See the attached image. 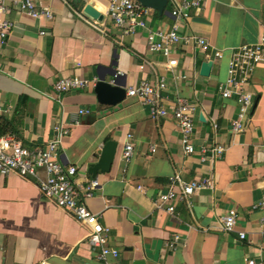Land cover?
Returning <instances> with one entry per match:
<instances>
[{"label":"crops","instance_id":"crops-1","mask_svg":"<svg viewBox=\"0 0 264 264\" xmlns=\"http://www.w3.org/2000/svg\"><path fill=\"white\" fill-rule=\"evenodd\" d=\"M34 1L50 9L53 18L33 19L8 1L12 8L6 17L13 27L0 38V118L11 123L9 134L30 149L54 140L57 125L70 127L60 162L77 168L78 188L99 179L100 187L85 202L110 228L109 245L120 253L111 263L264 264V210L254 209L264 196V64L256 67L246 86L253 107L243 133L234 134L231 126L239 113L237 97L225 99L219 92L232 51L257 43L264 34V0H209L192 10L189 20L179 22L180 31L207 40L210 48L179 44L173 50L178 66L171 69L165 57L149 51L147 30L119 43L121 29L106 15L114 0H94L105 16L99 26L83 15L90 0ZM168 4L173 8V1ZM168 4L169 14L152 10L149 29H171L175 19ZM211 50L222 51L224 58L204 77L202 64L210 61ZM113 62L126 88L145 78H164L163 105L170 112L179 99L196 105L194 154L184 152L171 116L154 120L146 106L129 96L116 106L98 102L97 72ZM145 62L151 66L141 70ZM74 76L92 83L63 94L54 90L58 80ZM84 109L90 112L79 115ZM109 141L117 143L111 170L93 177L90 167L99 162ZM128 142L135 147L130 163L123 158ZM215 144L226 147L223 158L214 164L202 162V146ZM175 174L186 181L211 177L214 189L197 192L192 206L176 202L173 214L156 209ZM231 209L237 211L238 223L235 232L226 233L220 220ZM88 233V227L42 196L36 180L0 173V264H102ZM177 235L180 245L168 247Z\"/></svg>","mask_w":264,"mask_h":264},{"label":"built area","instance_id":"built-area-1","mask_svg":"<svg viewBox=\"0 0 264 264\" xmlns=\"http://www.w3.org/2000/svg\"><path fill=\"white\" fill-rule=\"evenodd\" d=\"M8 1L10 0H0V38L2 40L13 27V23L6 17L12 6L18 7L20 11L33 19L51 20L54 16L50 9L38 7L34 0H12V6L8 4ZM171 1L174 2V6L170 13L175 22L169 31L149 29L148 18L152 9L142 6L136 0H114L110 3L106 13L107 18L121 29L120 44L126 37L140 30H147L149 51L165 57L168 60L169 69L178 66V60L173 57V50L179 44L194 45L205 51L210 48L209 42L203 38L183 35L179 24L180 21L189 20L192 10L206 6L209 0ZM92 22L95 26L101 24L98 21ZM44 34L45 32L42 31L41 35ZM208 56L213 65L224 58L220 50H211ZM260 64H264V34L257 43L242 45L232 51L228 63V76L226 81L220 84L219 92L225 99L237 97L239 113L231 123L234 134H240L246 130L253 107V96L246 91V86ZM147 66L150 67L151 64L145 62L140 69L145 70ZM91 83L92 81L79 76L62 78L54 84V90L63 94L72 90L86 89ZM166 89L167 84L164 78L154 80L145 78L137 85L127 88V96L137 98L148 108L154 120L171 116L177 123L184 152L192 155L196 152L192 138L195 131L194 115L197 107L186 99H179L174 111L170 112L163 105L162 94ZM89 112L84 109L79 112V115ZM78 123L79 118H76L74 124ZM213 127L217 129L218 125L214 124ZM54 131L56 138L36 149L22 146L13 134L0 136V173L3 175L15 173L23 178L36 180L40 193L46 200L55 203L60 209L70 213L80 224L88 227V242L96 252V259L102 264H112L110 260L118 259L120 253L109 245L110 228L102 224L100 216L92 212L85 202V198L92 197L93 192L100 187V181L95 178L90 180L85 187L78 188L75 182L77 168L60 162L62 140L71 133V129L68 125L61 123L55 127ZM152 151L156 152V149L153 148ZM200 152L202 162L214 164L223 158L226 147L221 144L202 146ZM134 155V144L128 142L123 152L125 162L130 163ZM41 172L45 174L44 178L40 176ZM169 183L168 189L160 193L155 203L156 209H165L169 214L175 212L176 202L183 201L192 206L191 198L197 192L214 189V181L211 177L186 181L180 174H175L169 178ZM254 209L264 210V196L254 206ZM220 222L224 232H235L238 223L237 211L229 210ZM261 225L264 233V217L261 219ZM240 238H246L244 232L240 233ZM180 243L181 237L177 235L168 242L167 246L176 249ZM246 264H256V262L248 260Z\"/></svg>","mask_w":264,"mask_h":264},{"label":"water","instance_id":"water-1","mask_svg":"<svg viewBox=\"0 0 264 264\" xmlns=\"http://www.w3.org/2000/svg\"><path fill=\"white\" fill-rule=\"evenodd\" d=\"M142 6L157 11L159 14H169L166 11L168 0H136ZM83 15L91 21L103 22L105 19L102 7L94 0H90L83 9ZM213 68V62L208 61L202 64L201 75L209 77ZM95 92L98 102L101 105L116 106L122 103L127 97L125 79L118 74L116 62L110 68L100 69L97 72ZM117 150V143L109 141L102 151L98 163L91 165L90 174L96 177L99 172L107 173L111 170ZM134 264H146L144 260H137Z\"/></svg>","mask_w":264,"mask_h":264},{"label":"trees","instance_id":"trees-1","mask_svg":"<svg viewBox=\"0 0 264 264\" xmlns=\"http://www.w3.org/2000/svg\"><path fill=\"white\" fill-rule=\"evenodd\" d=\"M169 9L172 10L170 4H168ZM12 130L11 123L5 120L4 118H0V136H5L9 134Z\"/></svg>","mask_w":264,"mask_h":264},{"label":"rangeland","instance_id":"rangeland-1","mask_svg":"<svg viewBox=\"0 0 264 264\" xmlns=\"http://www.w3.org/2000/svg\"><path fill=\"white\" fill-rule=\"evenodd\" d=\"M167 8H169V6Z\"/></svg>","mask_w":264,"mask_h":264}]
</instances>
